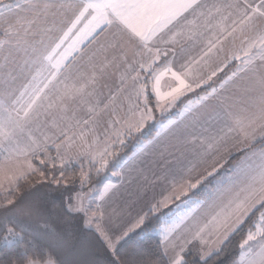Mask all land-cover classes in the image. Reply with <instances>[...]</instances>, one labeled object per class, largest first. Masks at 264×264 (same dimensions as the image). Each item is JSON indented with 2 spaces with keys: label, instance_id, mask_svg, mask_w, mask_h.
Segmentation results:
<instances>
[{
  "label": "snow or ice",
  "instance_id": "snow-or-ice-1",
  "mask_svg": "<svg viewBox=\"0 0 264 264\" xmlns=\"http://www.w3.org/2000/svg\"><path fill=\"white\" fill-rule=\"evenodd\" d=\"M69 13L73 17L71 27L53 40L54 46H45L41 50L38 45H45L44 37L54 30L55 18ZM50 18L52 26L41 29L40 25ZM81 21L87 23L69 45V49L79 55L66 62L69 49L63 54L59 50ZM37 35L41 36L39 40L30 39ZM88 37H91L89 44L96 47L80 48ZM237 38L243 45L239 54L233 52L226 61H221L226 67L230 60H239L236 71L226 76L219 87H210L206 94L189 100L175 118L165 116L182 95L208 84L223 71V67L212 68V64L224 52L225 42L230 39L234 42ZM162 44L168 47L161 48ZM194 47L200 49L197 57L189 55V50ZM12 50L24 54L23 64L31 63L37 68L19 94L7 88L0 91V189L5 191H18L19 182L38 171L33 160L52 168L58 163L63 169L72 158L67 154L74 147L80 149L79 156H87L99 175L117 155L113 146L125 148L138 134L141 139L133 146L131 154L118 163L119 174L124 169L132 171L138 158L164 136L172 135L187 144L198 145L203 150L199 153L201 158L231 135L250 143L257 136L264 140V0H0V53H8L3 57L6 63ZM169 52L173 60L178 55L187 57L180 71L173 69L171 61L157 66L161 57H167ZM122 66L117 92H126L127 110L124 116H119L113 109L109 126L115 139L96 148L99 143V137L95 135L98 117L109 108V104L101 108L95 99L98 87ZM165 77L174 80L176 86L163 90L161 82ZM238 81H245L240 90L247 101L236 112L231 110V105L223 103V97L225 92L237 86ZM149 89L156 98L154 106L149 103ZM211 100L221 102V111L211 119L222 122V126L215 135H204L208 128L203 127L199 114L201 107H207ZM115 101V96L110 97L111 104ZM153 107L159 110L160 120ZM82 109L87 118L79 115ZM149 121L154 123L145 131ZM197 126L203 128V132L197 134L194 131ZM149 136L151 138L144 142L143 138ZM89 137L93 138L91 142ZM50 143L55 146V158L48 155ZM253 156L256 154L245 156L234 164V178H228L227 182L222 177L217 178V173L224 167L223 162H214L196 174L195 164L178 168V174L169 181V195L152 204L148 212L139 215L131 227L118 235H110L101 227L105 217L102 202L114 185L104 184L102 191L93 186L86 193L83 189L91 180L81 171L80 190L68 193L62 216L69 230L75 218L84 228H94L111 253L108 264H128L119 255L118 245L136 229L142 233H158L162 253L167 257L169 248H175L173 234L190 217L195 219L194 213L201 214L202 220L197 223L192 238L207 244L206 235L215 233L216 240L222 242L258 212L257 221L248 228L238 246L233 264H264V150L256 160ZM176 160L179 163V157ZM60 176H64L63 171ZM52 183H64L67 187L68 181L54 179ZM201 186L206 190L203 199L189 195ZM182 197L188 198L184 203L191 201L194 207L175 217L169 214L157 216L159 227L153 226L150 214L159 213L170 202ZM14 203L13 199H7L0 207ZM61 239L75 250L88 252L91 249L87 236L78 240ZM34 247L31 242L25 246V237L14 226L7 222L0 224V253L8 257L3 264H57L50 255L32 251ZM180 251H184L183 247ZM207 255H211V251L201 259ZM169 259L170 264H186L179 253Z\"/></svg>",
  "mask_w": 264,
  "mask_h": 264
},
{
  "label": "crops",
  "instance_id": "crops-1",
  "mask_svg": "<svg viewBox=\"0 0 264 264\" xmlns=\"http://www.w3.org/2000/svg\"><path fill=\"white\" fill-rule=\"evenodd\" d=\"M6 2H11V0H6ZM72 19L73 17L70 13L63 17H56L54 30L44 37L45 45H38V47H41V50H43L45 46H54L52 43L53 40H55L57 37L62 36L63 32L67 31L68 28L71 27ZM86 23L87 21H81V23L78 24L75 29H73L69 38L64 42V45H62L61 49L59 50L60 54H63L65 49H69V45H71L72 42L77 39V37L80 35V30L84 28V25ZM48 26H52L51 18L46 24H41L40 28L42 29ZM40 38V35L30 37V39L33 41L39 40ZM90 39L91 37L84 39L83 43L80 44L79 47L88 49L95 48V44H89ZM242 46L243 45L241 44L239 38H237L234 42L231 39L229 41H226L224 45V52L220 53L218 59L215 61V63L212 64V68H215L217 67V65H219L220 67H223V71L218 72L217 76L213 77V79L209 81L208 84H203L199 88H194V91H191V94L182 95V99H178L179 101L176 102V109L174 107L175 110L173 109L174 111L172 110L169 114L166 113L165 116L175 118L176 114L182 111L184 105L187 104L189 100L194 101L196 100L198 95L206 94L207 91H210V87H219L220 82L224 78H226V76L231 75V73L233 71H236L237 67L240 66L239 60H233L229 64L227 63L226 67H224L221 61H226L232 55L233 52L239 54V49ZM160 47L167 48L168 46L162 44L160 45ZM199 52V47H194L189 50V55H191L192 57H197ZM5 55H8V53H0V91H3L7 88L9 90L16 91V93L19 94V92L23 90L24 85H26L31 79L32 75L35 74L37 66L31 63L27 65L23 64V60L25 59V57L22 52L12 50L11 55L9 56V61L7 63L3 59ZM78 55V52L69 49L66 62L73 61V57H78ZM186 59V56L178 55L173 60L172 53L169 52V55L167 57H161V59L157 62V66H163L168 61H171L173 69L176 71H180V66L181 64L185 63ZM129 60L131 61V56H129ZM77 63H79V61H77ZM121 70H123V66L121 67V69L116 70L114 74L107 76L101 82V86L98 87V95L95 97V99L99 101V106L101 108H103L105 104H109V108L98 117V123L96 124L95 128V135L99 137V143L95 145L96 148H102L104 144L108 142V140L115 139V137L112 136V128L109 126V122L113 119V109H115L116 114H118L119 116H124L127 110V100L124 99L126 92H117V89L120 87L121 84L119 78ZM109 72H112V70L109 69ZM203 74L206 76L207 71H205ZM141 75L143 76L144 73H141ZM188 79L189 82H191L192 78L189 77ZM244 83L245 81H238L236 87H233L224 93L223 103L225 105H231L232 111L238 112L241 110L242 107L246 105L247 98L243 95L240 90ZM161 85L162 89L166 91L169 87H175L176 82L170 77H165L164 80H162ZM112 96L116 97L115 104H111L109 102L110 97ZM149 103L152 106H154L156 103V98L154 95L151 94L150 89ZM220 103L221 102L219 100H211L207 103V107H201L199 114L200 121L203 124V127L208 128V132L203 133L204 135H215L218 129L222 126V122L211 119V117H214L218 111H221ZM116 105H120V107H116ZM153 112L155 113L157 120H160V116H158V109L153 107ZM79 115L83 116L84 118H87L86 113L83 109L80 111ZM153 123V121H149L148 128L153 125ZM194 131L199 134L203 132V128L197 126ZM88 139L89 142H91L93 138L89 137ZM77 143L79 144V141ZM115 146L116 145H114L113 148ZM84 148H87V145H84ZM50 150H53L55 156H51V154L49 153L48 155L55 158L57 155L56 149L55 146L51 143L49 144L48 152ZM262 150H264V140H262L259 136H257V139L254 142L250 143L248 141H243L237 135H231L225 138L222 142H220L216 146V148L208 155H211V160H214V162L220 161L224 163V166L227 167L226 172H229L226 178H234V164L240 161L246 152L248 153L247 155L255 153L256 156H253V160H256ZM63 151L64 149L62 148L61 152ZM79 151V148L74 147L72 151L67 154L72 158L69 160V162L65 164V166L78 165L79 162H85L86 164L91 163L87 156H79ZM202 151L203 150L198 145L194 146L192 144H187L182 139L178 140L175 136L169 135L162 137L159 143L151 147L146 154L141 155L138 158L137 162L133 165L132 171L124 169L123 173L119 174L121 173V169L119 168V166L115 167L112 171H117V179L108 177L105 180L107 184L110 182L114 183V187L109 191L108 195L105 197V201L102 202L105 208V217L103 220V223L105 225L102 226L106 228V232L112 235L110 232L111 230L119 231L121 227L126 230L127 228L132 226V224L135 223L139 215L148 212L150 206L154 204L152 202L150 204L148 203L141 209H138L139 207L133 209L132 212L129 213V215L125 216L124 211L122 213H118V210L114 207L115 204L120 203L122 201V194L126 195L130 189L132 191L129 192L128 195L129 197H132V195L130 196V193L136 194L139 189L138 186L145 183L150 187L151 192H157L155 193L157 194V198L163 199V197L167 196L168 192H170L169 181L173 175L178 174V168L190 167L195 164L194 174H196L198 172H202L205 168H209V166L214 163L212 161H209L205 156L201 158L199 156V153H201ZM177 157H179V163H177ZM206 159L208 161H206ZM168 161H172V163L169 164ZM141 181L142 183H140ZM105 182L101 184V187L105 184ZM122 186H126L125 189L121 188ZM163 193L165 194L163 195ZM191 194L194 193L192 192L190 193V195ZM203 195L205 196L206 194ZM201 196L202 194L195 193V197L193 198H201ZM173 203L174 202H170L169 205ZM176 210L172 214H174ZM193 216L195 217V219L190 217L188 219V222L183 225V233H180L181 237L184 236L183 240L181 238L177 239L173 237L175 248H169L168 256L166 257L167 259H169L170 257H174L177 253L182 254V252L180 251L181 246L177 245L179 242L185 246L184 252L189 251L193 247H197L199 249L201 248L202 250H212L215 252L217 248H221L222 245L227 241L226 239V241L222 240V242L218 241L217 243H215L217 241L215 233L213 235H206L204 237L208 240L207 244L201 243L198 239H193L192 235L196 229L197 223L202 220V215L199 213H194ZM123 217L127 218L124 219ZM120 218L123 219L120 221ZM113 223H119V225L113 227ZM115 231L112 232L116 234ZM214 243L215 245H213ZM198 259H200V257H198Z\"/></svg>",
  "mask_w": 264,
  "mask_h": 264
},
{
  "label": "trees",
  "instance_id": "trees-1",
  "mask_svg": "<svg viewBox=\"0 0 264 264\" xmlns=\"http://www.w3.org/2000/svg\"><path fill=\"white\" fill-rule=\"evenodd\" d=\"M150 128H152V125L149 129ZM152 134H154V130ZM150 138L151 137L149 136L144 137L143 139L144 141H147V139ZM139 139H141V137ZM139 139L137 140L134 138L133 141L132 139L129 140L128 146L125 148L115 146L113 150L117 153V155L111 160V165L108 171L101 172L99 175H94L95 171L93 168L92 170L94 173L92 172L89 176L91 183L87 186V188L89 189L94 186L100 190L101 184L107 179L109 172L117 167L118 163L121 162L123 158L131 154L133 146L139 142ZM51 152H53V150H50L48 153ZM34 165L38 171L35 174L30 175L27 180L19 182V190L28 184L33 185L37 180L45 176V173L47 172L53 171L54 169L58 172L62 171L58 168L51 169L47 166H41L37 160H34ZM113 165L117 166L114 167ZM79 170L80 167L78 165L73 166L70 170H64L75 172L74 178L71 179V181H74L73 184L78 182ZM40 172H44V175L41 176ZM16 193L17 191H10L6 195H0V204H5L7 199L18 200L19 198H13ZM190 196L195 197V194H191ZM65 199L66 198L48 199L49 203L44 207V209L51 211L50 214L52 211H55L56 216L51 220V226L46 227L44 231L42 229L32 228L27 221L20 222L17 220H8L7 223L14 226L16 231L25 237V246H28V243L31 242L35 245L32 251L43 252L46 255H50L57 261V264H69V262L77 261H98L99 264H108V261L112 259L111 254L107 250L103 240L96 232L84 228L78 218L73 219L72 227L70 230L68 229V226L65 224L62 216V207ZM187 199L188 198L185 197L180 201L169 205L167 208L160 210L159 213L150 214L149 219L151 220L153 226L159 227V223L156 219L157 216H163L164 214L171 215L177 209L179 203ZM258 215L259 213L257 212L255 215H252L248 220H246L245 224L227 239L218 252L212 254L205 260H192L190 256H187L185 261L186 264H233V261L237 258L239 244L244 238L248 228L252 226L253 222L257 221ZM0 224H3V222H0ZM69 231L71 232L70 236ZM84 236H87L91 241V249L88 252L75 250L65 244L61 239V237H64L71 240H78ZM118 249L119 255L122 259L127 260L128 264H170L169 260L162 253L160 237L152 231L142 233L139 229L122 240L118 245ZM7 258L8 257L4 253H0V264H3Z\"/></svg>",
  "mask_w": 264,
  "mask_h": 264
},
{
  "label": "rangeland",
  "instance_id": "rangeland-1",
  "mask_svg": "<svg viewBox=\"0 0 264 264\" xmlns=\"http://www.w3.org/2000/svg\"><path fill=\"white\" fill-rule=\"evenodd\" d=\"M232 61L233 60H230V62H232ZM230 62H228V64ZM191 93L192 92L190 91V92H186L185 94H191ZM181 99H182V96L179 98V100H181ZM179 100H177V101H179ZM175 105H176V103H175ZM175 105L172 106L168 110V112H166V113L169 114L174 109ZM175 109H176V107H175ZM166 113H165V115H166ZM158 116H160L159 110H158ZM148 129L149 128H146L145 131H148ZM140 137H141V135L138 134L135 137V139L138 140ZM133 140H134V138L132 139V141ZM49 154H51V156H53L55 153L51 152ZM247 154L248 153L246 152L245 155H243V157L248 156ZM205 157L209 161L214 162V160H211L212 159L211 155H208V156H205ZM42 158H43V156H42ZM207 159H206V161H208ZM110 165H111V160L109 162L108 168L105 169L103 172L108 171ZM41 166H47V167L52 169V167L50 165H41ZM73 166H77V165H72V166L71 165H67V166L64 165L63 169H61L59 167V164L57 163V167L56 168L64 171L66 169L67 170L72 169ZM78 166L80 167V170H79V175H78V182L76 184H73L74 181H71V179L74 178L75 172L64 171V176L61 177L60 176V172L61 171L58 172L56 169H54L53 171L45 173L46 175L41 177L35 183L33 182L34 183L33 185L28 184L27 185L28 187L24 186V187L20 188V190L17 191L15 197H13V198H19V199L18 200L13 199L15 201V203L13 205H8L7 207H0V222L4 223V222H7L8 220H17V221H20V222L21 221H25V222L27 221L32 226V228H34V229L35 228L36 229L37 228L38 229H42L43 231L46 229V227H50L51 224H52L51 220L56 216V212L52 211V213L50 214L51 211H47V210L44 209V207L47 206L48 203H49L48 199H50V198H66L69 192H71V191H79L80 190L79 180H80L81 171H84L89 176H90V174H92V172L94 173V171H95V168L93 167V165L91 163L90 164L89 163L86 164L85 162H79ZM93 168H94V171L93 170L89 171V169H93ZM226 169H227V167L224 166L217 173V178H221L222 177V178H224L225 182H227V180L229 178V177L226 178L228 173H229L228 171L226 172ZM113 173H117V171L115 170V171L109 172L108 177L117 179L116 178L117 175H113ZM94 175H96V172L94 173ZM54 179H60L62 181H65V180L68 181L67 187H65L64 183H61L60 185H56V184L52 183V181ZM110 183L112 185L114 184L112 182H110ZM140 183H142V181ZM105 184H107V182H105ZM87 186L88 185H86L85 188L83 189V191L86 192V193L88 192L87 190H89L87 188ZM125 187L126 186H122L121 188L125 189ZM138 187H139V189H138V192L136 194L130 193V196L132 195V197H129V195H128L129 192L132 191L130 189H129V192L126 195L125 194L121 195L122 201L120 203H117V204L114 205V207L118 210V213L119 212L122 213L124 211V215L127 216V215H129V213L132 212L133 209H136L138 207H139L138 209H141L142 207L146 206L148 203L149 204L152 203V202L156 203L157 201L161 200V199L157 198V196H156L157 194H155V193H157L156 191H153V192L150 191V187L147 184L143 183L142 185H140ZM100 190L101 191L103 190V186L100 188ZM8 192H10V191H5L4 189H0V195H6ZM192 192L194 194L195 193L202 194L201 198H199V199H203L204 198L203 194H206V190L203 188V186H201L198 189H194ZM165 193H163V195ZM168 195H169V192H168ZM189 195H190V193H189ZM182 198H184V197H182ZM16 202H18V203H16ZM189 202L190 203H184L183 201H181L179 203V207H177L176 212L174 214H172L171 216L175 217L178 214H183L184 212L188 211V209L190 207H194V205L191 203V201H189ZM1 203H3V202H1ZM130 204H133V205H130ZM187 204H189V205H187ZM0 205H3V204H0ZM162 209H164V208H162ZM117 210H115V211H117ZM123 218L126 219L127 217H123ZM123 218H120L119 220L121 221ZM187 222H188V220L185 221V223L183 225H185ZM102 225H105L103 223V221L101 222V227L105 230L106 228L103 227ZM112 225L114 227V226L119 225V223L118 224L113 223ZM183 225H181L180 228L177 229L176 233L173 234L174 238H177V239L181 238L183 240L184 236L181 237V234H180V233H183V230H182ZM91 230H94V228H92ZM126 230L121 227L119 231L111 230L110 232H111L112 235H118V234H122ZM138 230L139 229H136L134 232L129 233V235L135 233ZM112 231H115L116 234H114V232H112ZM153 233L156 234L157 236H159L158 233H156V232H153ZM233 233H231L228 236V238ZM217 242H218V240L215 243H217ZM215 243L213 245H215ZM177 245H180L181 247H183V249L185 247L180 242ZM219 249L220 248H217L215 250V252H214L212 250H205V249L202 250L201 248L199 249L197 247H193L189 251L184 252L185 251L184 250L182 252V254H180V255L184 256V260L185 261H186V257L187 256H190V258L192 260H196V259H198V257H200V259H201V255H204L205 253H208L209 251H211V255H212V254L218 252ZM211 255L205 256V259H207ZM205 259H202V260H205ZM169 262H170V260H169Z\"/></svg>",
  "mask_w": 264,
  "mask_h": 264
}]
</instances>
